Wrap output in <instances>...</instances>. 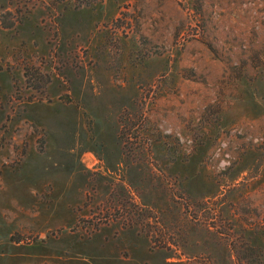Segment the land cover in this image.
I'll return each mask as SVG.
<instances>
[{
	"label": "rangeland",
	"instance_id": "374dc122",
	"mask_svg": "<svg viewBox=\"0 0 264 264\" xmlns=\"http://www.w3.org/2000/svg\"><path fill=\"white\" fill-rule=\"evenodd\" d=\"M0 264H264V0H0Z\"/></svg>",
	"mask_w": 264,
	"mask_h": 264
}]
</instances>
